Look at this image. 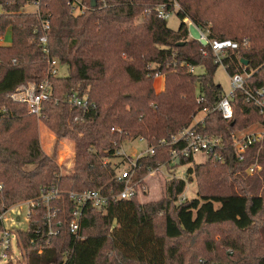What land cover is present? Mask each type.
<instances>
[{
    "label": "trees",
    "instance_id": "trees-1",
    "mask_svg": "<svg viewBox=\"0 0 264 264\" xmlns=\"http://www.w3.org/2000/svg\"><path fill=\"white\" fill-rule=\"evenodd\" d=\"M36 1L39 12L24 10ZM70 1L0 0V36L9 28L12 35L10 44H0V209L38 199L43 190L58 189L61 195L57 218L62 223H54L59 233L49 234L41 206L29 229L19 231L20 264H62L66 256L67 264H264V149L250 147L239 160L232 136L263 124L264 113L245 102L243 89L233 92L231 120L210 111L200 127L222 137L223 159L194 162L185 178L174 174L161 199L142 203L139 194L112 199L104 210L88 204L80 230L73 233L68 225L73 207L69 191L99 189L115 195L123 189L117 179L120 168L111 159L128 160L117 153L124 141L142 136L157 145L221 99L223 88L214 79L221 64L215 62L210 44L190 36L186 18L210 41L247 37L248 48L225 57L226 70L232 75L247 60L254 72L245 88L264 86V0H82L87 9L77 14ZM233 4L243 17L224 10ZM159 5L177 13V30L158 17ZM46 20L51 26L50 56L66 66L67 73L51 77L52 97L38 117L8 94L48 76L40 44ZM197 66L205 72L190 70ZM156 74L165 76L160 91L154 86ZM75 91L88 95V109L66 101ZM39 120L58 139L75 141L69 173L61 172L56 147L51 153L44 149ZM172 148L158 146L154 155L139 159L134 178L141 188L145 177L162 164L170 169ZM257 157L261 169L248 174ZM193 161L189 156L181 164ZM194 178L198 195L180 202Z\"/></svg>",
    "mask_w": 264,
    "mask_h": 264
},
{
    "label": "built area",
    "instance_id": "built-area-1",
    "mask_svg": "<svg viewBox=\"0 0 264 264\" xmlns=\"http://www.w3.org/2000/svg\"><path fill=\"white\" fill-rule=\"evenodd\" d=\"M33 4L38 6L39 3L36 1ZM72 12L84 13L87 6L82 0H71L69 2ZM157 15L160 18L168 19L172 12L165 9V5H159L156 7ZM50 22L46 20L43 23L44 33L40 36V44L42 52L46 59H48V76L40 83L35 81H29L26 84L19 85L13 92L9 93L8 96L15 101L24 102L27 104L29 113L35 114L38 117L42 114L43 103L52 97V84L51 77L62 75L60 67L61 63L57 58L50 56V48L48 45V35L50 31ZM201 36L207 40V44H210L215 55V62L228 67L224 59L229 55L230 51H234L240 48H248L250 41L247 37L241 41H235L232 39H214L208 40L207 35L198 28ZM3 36H0V40ZM15 61V59H14ZM242 70H237L231 75L232 90L230 93L223 95L221 99L210 109L204 108L197 112L191 125L184 127L172 134L170 138H162L158 141V146L172 145L173 148L170 154V165H181V160L189 156H195L201 154L204 157V161L213 158L217 160L223 159V153L221 150L224 148V142L221 136L205 133L200 127H204L205 119L210 111L221 112L223 117L227 120H231L234 116L232 99L233 92L237 89H243L245 92L244 99L247 103L255 104L260 108L261 113H264V86L256 89H247L245 85L248 78L254 72L253 69H248V65L241 62ZM195 67H190V70L194 72ZM159 74H156L158 76ZM66 101L72 105L88 109L90 102L87 94H79L75 91L66 96ZM201 99H199L200 101ZM77 119V118H76ZM114 129V128H113ZM233 149L235 155L239 160H243L247 154V150L250 147H257L258 150L264 149V123L253 124L250 128L243 132H233ZM140 140L147 142V148L145 150L137 151L133 155H126L128 160L127 168H122L118 172L117 179L123 183V189L115 194L108 195L103 193L99 189H86L82 191H69V199L73 202L71 209V217L68 222L69 229L73 233H77L80 230L83 212L88 204H91L97 210H104L112 199H127L140 194L141 189L140 181H136L134 176V169L138 164L139 159L146 155H154L157 151L158 146L150 144L144 137H137ZM122 149H119L117 153L121 155ZM126 154V153H125ZM123 155V154H122ZM125 156V155H124ZM162 164L161 167H165ZM261 169V164L258 157L247 167L246 171L248 174H253ZM154 171L151 173L153 174ZM174 175V174H173ZM172 175V176H173ZM176 176V175H175ZM144 187V186H142ZM2 188V185H0ZM61 195L58 189L43 190V194L38 199H29L23 202H17L8 207L0 209V259L8 258V263L13 261L14 246L21 250L18 244V233L19 231H26L29 229L32 219L40 210V206L46 210L43 215L45 225L49 228V234L54 235L59 233V230H55L54 223L60 225L62 222L57 218L58 212H60ZM186 197H180L179 201L182 202ZM27 204L28 209L26 215H21L16 212L18 207H22ZM20 224V226H19ZM23 225V227H22ZM26 225V226H25ZM36 233H40V228H37ZM33 241V239L31 240ZM70 249L66 250L69 254ZM22 255V254H21ZM22 257V256H21ZM17 258V257H16ZM22 258H17V261ZM20 264V262H19ZM62 264H67V256L63 260Z\"/></svg>",
    "mask_w": 264,
    "mask_h": 264
},
{
    "label": "rangeland",
    "instance_id": "rangeland-1",
    "mask_svg": "<svg viewBox=\"0 0 264 264\" xmlns=\"http://www.w3.org/2000/svg\"><path fill=\"white\" fill-rule=\"evenodd\" d=\"M24 10L26 12H36V11H38V6L36 4H27L24 7ZM224 10H227V11L231 10L232 13L238 14L241 17H243V14L241 13L242 11L236 10V7L234 6V4L232 5V7L227 5L226 7H224ZM2 12H3V8L0 5V13H2ZM141 20H142V16H139L137 21L139 22ZM185 21L188 24H190V23L195 24L193 21H191L188 18H186ZM167 22H168V26L170 28L177 30L180 26L181 19L179 18V16L177 15L176 12H172L170 17L167 19ZM200 30L202 32H204L202 29H200ZM204 33L207 34L206 32H204ZM190 36L192 37L191 34H190ZM11 41H12V35H11V29L9 28L7 30V32L5 33L3 39L0 40V44L7 45V44H10ZM60 70H61L62 74L67 73L66 66H61ZM204 72H205V68L202 66H197L194 69V73H196V74H203ZM162 78L163 77L160 76L156 80L154 79V86H155V83H157L159 85V81ZM214 79L217 83H219L222 86L223 92L225 94H228L231 92V90H232L231 75L228 73V71L226 70V67L224 65L221 64L218 67V69L215 72ZM38 126H39L41 143H42L44 149L48 153H51L53 151V149L56 147V156H57V161L61 166L60 167L61 172L62 173H65V172L69 173L73 169V166H74L75 141L73 139L67 138V137L58 139L56 134L48 127V125L43 120H39ZM147 144H148L147 142L140 140L138 138L128 139V140L124 141L123 144L121 145L120 149H122V151H124L123 153H121V155L123 154L126 157V155H133L137 151L145 150L147 148ZM203 160H204V157L201 154H198L195 156L194 161L191 163L181 164L179 166L172 165L170 167V169H168L165 166V167H161L160 170H158V169L154 170L153 174L150 172V174L145 177L144 187L141 188L144 190V192L140 191V194L138 197L139 201L144 203V202H148V201L161 199L164 196L166 181L169 178H171L173 174H176V176H178V177L185 178L187 168L189 166L193 165L194 162H201ZM107 161H110V159ZM111 161H112L113 165L117 164L120 169L127 168V166H128V164L126 162L125 163L122 162V157L113 158V159H111ZM197 195H198V178H194L192 182H189L187 184V187L181 196L186 197V199H191ZM23 201H25V200H22L19 202H23ZM27 209H28V205L25 204L21 208L18 207L16 209V212L18 214H21L24 216V215H26ZM159 225H160V227L163 226V218L162 217L159 218ZM19 226H20V224H19ZM22 227H23V225H22ZM215 238H216V240H219L220 235L218 233H216ZM14 249H15L14 255L12 256L13 257L12 258L13 263L19 264V262H21V261L23 262V260L21 259V260H19V262L17 261V258H21V254H20L19 250H17L16 246H14ZM0 264H8V258H1Z\"/></svg>",
    "mask_w": 264,
    "mask_h": 264
},
{
    "label": "water",
    "instance_id": "water-1",
    "mask_svg": "<svg viewBox=\"0 0 264 264\" xmlns=\"http://www.w3.org/2000/svg\"><path fill=\"white\" fill-rule=\"evenodd\" d=\"M93 5H95V2L93 3ZM189 30H190V34L192 35V37L199 39L204 44H207V40L201 36V33L195 24L190 23L189 24ZM177 44L182 45V44H184V42H178ZM244 63L247 64L248 61L245 60Z\"/></svg>",
    "mask_w": 264,
    "mask_h": 264
},
{
    "label": "crops",
    "instance_id": "crops-1",
    "mask_svg": "<svg viewBox=\"0 0 264 264\" xmlns=\"http://www.w3.org/2000/svg\"><path fill=\"white\" fill-rule=\"evenodd\" d=\"M3 37H4V35H3ZM160 76H162L163 78L160 79V81H159V85H158L157 83H155V86H156L155 88H156L157 91L162 90V89L164 88V85H165V76H164V75H158V76H156L155 80H156L157 78H159ZM203 161H204V160H203ZM203 161H201V162H203Z\"/></svg>",
    "mask_w": 264,
    "mask_h": 264
}]
</instances>
